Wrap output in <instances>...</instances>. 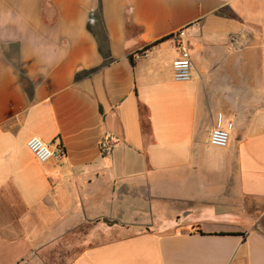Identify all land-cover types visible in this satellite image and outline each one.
<instances>
[{
	"label": "crops",
	"instance_id": "1",
	"mask_svg": "<svg viewBox=\"0 0 264 264\" xmlns=\"http://www.w3.org/2000/svg\"><path fill=\"white\" fill-rule=\"evenodd\" d=\"M86 226L67 264H264V0H0V264Z\"/></svg>",
	"mask_w": 264,
	"mask_h": 264
},
{
	"label": "built area",
	"instance_id": "2",
	"mask_svg": "<svg viewBox=\"0 0 264 264\" xmlns=\"http://www.w3.org/2000/svg\"><path fill=\"white\" fill-rule=\"evenodd\" d=\"M177 50L180 58L173 63L174 78L180 82H187L192 79L193 63L191 59L190 47L182 39L177 41ZM210 144L218 148H226L230 144V133L221 128H215L211 131ZM115 147V140L112 137L103 139L100 145L101 155H110ZM28 149L39 163H47L51 159L63 160L66 153L63 145L55 148L45 143L39 137H33L28 142Z\"/></svg>",
	"mask_w": 264,
	"mask_h": 264
},
{
	"label": "rangeland",
	"instance_id": "3",
	"mask_svg": "<svg viewBox=\"0 0 264 264\" xmlns=\"http://www.w3.org/2000/svg\"><path fill=\"white\" fill-rule=\"evenodd\" d=\"M104 223V222H103ZM127 234H114L105 227L86 226L78 234L69 235L55 248L45 252L48 264H67L83 249L105 241H110Z\"/></svg>",
	"mask_w": 264,
	"mask_h": 264
},
{
	"label": "trees",
	"instance_id": "4",
	"mask_svg": "<svg viewBox=\"0 0 264 264\" xmlns=\"http://www.w3.org/2000/svg\"><path fill=\"white\" fill-rule=\"evenodd\" d=\"M128 28L131 29V28H133V26H131V24L129 23ZM166 40H168V39H162V40H160V41L154 43V44L151 45L150 47H147V48L145 49V52L151 50L152 48L158 46L159 44L165 42ZM130 58H131V62H132V64L135 65V62H134L133 57L131 56Z\"/></svg>",
	"mask_w": 264,
	"mask_h": 264
},
{
	"label": "water",
	"instance_id": "5",
	"mask_svg": "<svg viewBox=\"0 0 264 264\" xmlns=\"http://www.w3.org/2000/svg\"><path fill=\"white\" fill-rule=\"evenodd\" d=\"M103 222L110 225V226L117 224V222L113 223V222H110L109 220H103Z\"/></svg>",
	"mask_w": 264,
	"mask_h": 264
}]
</instances>
